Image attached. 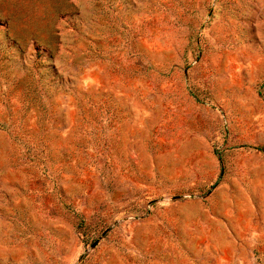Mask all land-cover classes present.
<instances>
[{"label": "rangeland", "instance_id": "rangeland-1", "mask_svg": "<svg viewBox=\"0 0 264 264\" xmlns=\"http://www.w3.org/2000/svg\"><path fill=\"white\" fill-rule=\"evenodd\" d=\"M263 117L264 0H0V264H264Z\"/></svg>", "mask_w": 264, "mask_h": 264}, {"label": "crops", "instance_id": "crops-1", "mask_svg": "<svg viewBox=\"0 0 264 264\" xmlns=\"http://www.w3.org/2000/svg\"><path fill=\"white\" fill-rule=\"evenodd\" d=\"M235 87H236V89H246V90H248V85H235ZM255 88H257V85H253V89H255ZM246 96H247V93H246ZM246 96H243L242 95V97H241V103H243V101L244 102H246L247 101V97ZM259 126H260V128H259V130L261 131V132H264V117L262 118V120H261V123L259 124Z\"/></svg>", "mask_w": 264, "mask_h": 264}]
</instances>
